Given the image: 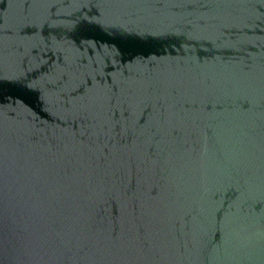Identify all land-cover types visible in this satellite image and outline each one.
<instances>
[{
	"label": "water",
	"instance_id": "water-1",
	"mask_svg": "<svg viewBox=\"0 0 264 264\" xmlns=\"http://www.w3.org/2000/svg\"><path fill=\"white\" fill-rule=\"evenodd\" d=\"M0 264H264V0H0Z\"/></svg>",
	"mask_w": 264,
	"mask_h": 264
}]
</instances>
